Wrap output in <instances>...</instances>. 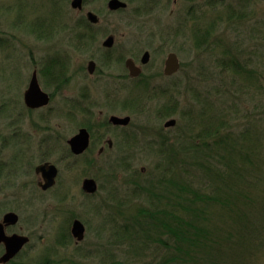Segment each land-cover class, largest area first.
I'll use <instances>...</instances> for the list:
<instances>
[{
    "label": "rangeland",
    "instance_id": "obj_1",
    "mask_svg": "<svg viewBox=\"0 0 264 264\" xmlns=\"http://www.w3.org/2000/svg\"><path fill=\"white\" fill-rule=\"evenodd\" d=\"M71 1L0 0V134L4 136L0 156L4 157L5 164L13 159L16 161L13 170L5 169L0 173V220L10 210L18 212L19 223L8 231L31 238L16 257L17 261L156 264L165 253L162 245L152 242L139 253L130 251L131 240L119 241L117 220L124 222L127 216L135 220L139 206L151 208V197L136 193L133 186L134 180L144 176L154 179V173H159L156 167L161 155L154 151L162 145L163 139L159 137L167 136L166 144H175L179 150L172 173H191L186 172L185 167L190 168L188 163L193 159L186 155L189 152L185 153L188 150L184 146L201 142L198 134L204 126L203 116L219 113L217 119L213 118L214 122H218L221 115L231 117L236 124L235 132L242 130L253 116L262 119L263 124L259 122L258 126L264 125V108L260 107V103H264V77L258 76L256 82L261 80L258 86L244 75L245 72H240L241 75L234 69L222 67L225 57L228 60L240 54L244 61L252 57L255 73L264 74L261 73L264 69L258 66L264 61V0H159L150 16L141 15L148 9L141 0H124L129 2V9L124 13H109L108 0H88L85 11L99 14L102 17L100 27L104 30L98 34L90 52L87 49L76 51L73 46L74 35L69 26L85 11L77 12ZM211 24L215 29H211L208 43L201 44L205 35L195 32L193 27ZM39 26L43 28L41 33L36 30ZM109 35L116 36L114 56L124 53L143 66L140 61L143 52L146 49L152 52L151 62L144 68L140 81L134 80L131 85L132 92H138L141 87L142 92L151 91L150 95L145 93L141 109L132 108L133 123L129 129L132 134L129 135L140 134L139 139L132 137L126 151L117 149L100 160L67 156V140L77 132L78 123L82 121L69 101L79 100L85 90V100L96 104L92 109L93 122L119 111L108 107L107 92L111 91L112 82L120 80L118 75L128 74L125 58L97 61V47H102ZM199 43L201 45L197 46ZM171 51L181 60V69L173 79L179 88L175 96L172 86L165 93H154L165 91L168 84H173L171 80L167 84L164 76L165 59ZM59 55L71 59L63 91L55 95L48 108L29 111L23 92L34 68L31 64ZM91 59L98 63L92 75L87 68ZM109 74H112L110 79L106 78ZM147 81L148 86L145 85ZM258 88L261 89L256 93ZM161 95L170 101L177 98V112L167 116L160 114L162 100L155 97ZM207 101L212 110L208 106L204 108ZM84 115L85 120L88 114ZM172 118L177 120L176 125L165 127L166 121ZM258 139L264 143V139ZM181 144L183 148L180 149ZM22 145L26 152L16 156ZM122 153H130L129 159L124 160L126 156ZM46 157L57 164L60 172L56 184L44 191L38 186L35 167ZM167 162L164 160L163 164ZM260 170L264 173V167ZM258 171L259 168L255 172ZM88 177L98 182L99 189L94 194H87L82 188L83 180ZM194 186L199 187V184L194 183ZM262 187L264 189V184ZM214 207L223 214L224 208L217 204ZM179 209L182 212L183 208ZM221 214L216 215L217 218L212 215L210 223L216 222L222 229V224H227L229 219ZM75 218L85 223L86 236L77 241L71 235V242H68L63 236L67 232L71 234ZM260 243L252 252L253 257L242 264H264V239ZM2 252L0 245V254ZM218 258L220 264L232 262L225 252Z\"/></svg>",
    "mask_w": 264,
    "mask_h": 264
},
{
    "label": "trees",
    "instance_id": "obj_2",
    "mask_svg": "<svg viewBox=\"0 0 264 264\" xmlns=\"http://www.w3.org/2000/svg\"><path fill=\"white\" fill-rule=\"evenodd\" d=\"M146 12H142L141 15ZM80 25L85 29L94 26L86 18ZM211 29L214 30L215 25L193 27L195 32L205 35V40L200 41L201 44L208 43ZM36 30L41 33L43 28L39 26ZM70 31L74 35L72 39L74 48L86 46L77 39V30ZM200 43L196 45L200 46ZM234 58L226 60L225 57L222 67L234 69L239 74L245 72L244 75H248L247 78L259 86L261 80L256 82L258 76L264 77V74L261 76L255 73L257 69L252 57L244 61L238 54ZM258 66L264 69V61L263 64L259 62ZM261 73H264V70ZM145 85H149L148 81ZM260 89L255 92L259 93ZM148 91L150 90H144L143 93L141 87L138 92H132L133 109H141L146 94L151 93ZM156 92L165 93L164 90L154 91ZM155 98L158 101L162 100V107L159 109L161 115L167 116L177 112L179 102L176 97L172 101L164 95ZM206 106L210 108L209 101L204 105L205 109ZM260 107L264 108V103H260ZM218 117L219 113L203 116L204 126L198 134L201 142L188 144L189 149L184 146L188 150L185 153L189 152L186 155L193 159L188 163L190 168L185 167V171L191 173H172L180 153L175 144H166L167 136L166 139L164 136L159 137L163 141L158 149L154 150V147L150 146L157 152L156 154L161 155L156 167L159 173H154L156 175L154 179H147L148 176H144L142 179L134 180L133 190L138 194L145 193L148 198L151 197L149 202L151 208L139 206L138 217L135 220L131 217L127 219L128 216L124 222L117 220L119 241L131 240L130 251L139 253V250H145L152 242L161 244L165 253L161 262L156 264H174L176 261L181 264H220L217 256L223 252L232 259L228 264L246 263L243 261L253 257L252 252L257 250V246L264 239V189L261 188L264 184V173L260 170L264 167V143L258 139H264V125L258 126L262 119L253 116L254 119L245 123L242 130L235 132L236 124H233L231 117L229 119L221 115L219 121L214 122ZM132 137L139 139L137 134L128 136L123 148H127ZM164 160H168L167 165L163 164ZM258 168L259 171L255 172ZM168 170L171 173H168ZM194 183H198L199 187L194 186ZM215 204L225 209L222 211L223 214L221 210L213 208ZM180 207L183 208L182 212ZM220 214L221 217L227 215L229 219L227 224H222V229L218 227V223L213 222V225L210 223L212 215ZM63 238L71 242L72 236L67 232ZM7 264L47 263L17 261L15 258ZM115 264L126 263L118 261Z\"/></svg>",
    "mask_w": 264,
    "mask_h": 264
},
{
    "label": "flooded vegetation",
    "instance_id": "obj_3",
    "mask_svg": "<svg viewBox=\"0 0 264 264\" xmlns=\"http://www.w3.org/2000/svg\"><path fill=\"white\" fill-rule=\"evenodd\" d=\"M108 1H107V5H108ZM141 1H142L143 5L148 8V9L144 10V12L147 11L145 16H148V15L150 16L154 13V10L156 9V7L158 5L159 0H141ZM86 2H87V0H84L83 9H81V10L77 9V12L85 11ZM127 3H128V6L126 8H121L119 10H110L109 9V11H110L109 13H124V12L128 11L129 2H127ZM88 11H90V10H86L80 17H77V20L72 23L73 25L70 28V30H77L78 31L77 39H79L80 41H82L83 43L86 44V46H80L81 43H79L80 48L79 49L76 48L77 49L76 51H81L83 49L84 50L87 49L89 52L92 51L94 48V43L97 39L98 34L104 32V30L100 27L102 17L98 14V16L100 18L99 22L93 23L87 17ZM85 18L91 24L94 25L92 28H86L87 31H85L86 30L85 27H82V25H80L81 21H83ZM84 34H87V36H84ZM110 36H112L114 38V43L110 47L105 46L104 42ZM106 39L102 42V47H100V46L97 47V49H99V52L97 54L99 57L97 58V61L99 60L100 62L101 61L111 62V61H114L116 59L122 60L125 58V60H124L125 67L128 71V74L118 75V78L120 80L112 82V87L110 88L111 91L107 92V94H108V107L113 108V110L115 109V110H119V111L114 113V114L109 115V117L103 118L102 120H98V121L93 122L91 120V118H92L91 116L93 113L92 109L96 104L91 105L89 103L90 101L88 102L85 100L86 95H87L85 90L82 91V93H81L82 95H81V97H79V100L77 99L76 101H72V102L69 101L68 103L71 104V106L74 108V110H77L76 114L80 113L79 114L80 118H81L80 120H82L78 123V126H77L78 130L75 134H77L82 128H86L90 133V145L88 146V148L84 152H82L80 154H76L73 152V150L69 144V139H70L69 138L67 140L68 144L66 147V155L67 156H71L74 158L76 157L78 159L88 158L89 160H100V159L105 158L108 153L111 154V152H114L117 149H118V151L124 152V151H126V149L123 148V144H125L127 142V137L129 135V133L132 134L131 130H129L132 123H133V116H132L133 112H132V101H131L132 100V87H131V85H132V82L134 80L139 81V79L143 75L144 68L150 64L151 59H152V52L149 49H146L143 52L141 59H140L141 64L143 65V66H141L142 72L139 76H132L129 68L126 65V61H127V59L133 58V57H126V55H124V53H119L118 56H114L113 54H114V47H115V43H116V36L115 35H109L106 37ZM91 46H92V48H91ZM146 51L150 52V60L148 63L143 64L142 63V57ZM171 52H174V51H171ZM169 54H170V52L168 53V55ZM94 55L95 54H93V56ZM168 55H167V57H168ZM167 57H166V59H167ZM133 59L136 61L135 58H133ZM166 59H165V63H166ZM70 60L71 59H68L66 57L64 58V57H61L59 55V56H55V57L53 56L51 58L42 59L40 62L36 61L35 63L31 64V65H33L34 68L32 70V74H31V77L29 79V83L27 85V88L23 92L24 103H25V105L29 111L33 112V111L48 108L50 106L51 102L53 101L55 95L58 92L63 91V87L66 85L68 78H69V77L67 78L66 76L68 75L67 72L70 68L69 64H68V62L69 63L71 62ZM90 61H94L96 63L95 69L93 72H90L89 65L87 67L89 74L92 75V74H95V72L97 70L98 63L95 59L89 60V63H90ZM178 72H176L174 74H166L165 73V67H164V76L167 79V84L171 81L173 83L171 85L168 84L166 86L165 92L168 89H170L172 86L171 92H172L173 96L176 95L175 92H177V90L179 88L178 87L179 84L177 82H175V80H173ZM34 76H36V78L38 79V82H39L42 90L47 92L49 97H50L48 104L43 105V106H39V107L29 106L25 100V93L29 89L31 81L34 78ZM111 76H112V74H109V75H107L106 78L110 79ZM121 78H124V79L121 80ZM20 94H21V86H20V88L18 87V94H16V95L19 97ZM10 108L11 107H9L8 109H10ZM123 112L125 114H123ZM84 113L88 114V117L85 120H84V118H85ZM118 113H122L123 115L118 114ZM112 116H119V117L130 116L131 120L128 124H116L111 120ZM14 124H16V123H14ZM17 127H18V124L15 126V128H17ZM165 127H167V126H165ZM170 127H173V126H169L167 128H170ZM134 134H136V133H134ZM74 135H72V136H74ZM137 136H140V134H138ZM0 143H1L0 144V151H1L3 149L1 147V145H4V136H2L1 134H0ZM98 145H100V147L98 149V152L96 153L95 149ZM48 148H50V146H48ZM25 152H26V149L22 145L17 149V153H16L17 155L16 156H20L21 154H23ZM129 155H130V153H128V154L122 153V156H126V158H123V159H129V157H128ZM116 156H118V154ZM47 159H48L47 157L44 158L42 160L43 162H41L39 164H42L45 162H51V161H48ZM15 163H16V161L13 159L12 161H9L5 164L4 157L1 155L0 156V173H3V171L5 169H7L9 171L13 170L15 168ZM51 163H54V162H51ZM54 164L57 166L56 163H54ZM38 165H36V167H35V173L39 176L38 186L42 190H44L40 185V182L44 180L43 176H42L41 172H37V170H36ZM58 169H59V167H58ZM59 172H60V170H59ZM59 172H58V175H59ZM57 178H58V176H57ZM48 189H50V188H48ZM44 191H46V190H44ZM10 211H14V210H10ZM12 226H15V225H8L6 227L8 234H12V233L16 232V231H13L10 233L8 231L9 228ZM0 245L3 248V252L0 254V256H1L5 252V245H4V243H0Z\"/></svg>",
    "mask_w": 264,
    "mask_h": 264
},
{
    "label": "water",
    "instance_id": "obj_4",
    "mask_svg": "<svg viewBox=\"0 0 264 264\" xmlns=\"http://www.w3.org/2000/svg\"><path fill=\"white\" fill-rule=\"evenodd\" d=\"M71 5L74 9L81 10L84 7V0H72ZM127 6L128 3L124 0L108 1V8L110 10H119L121 8H126ZM87 17L93 23H98L100 20L98 14L92 10L88 11ZM113 43L114 38L110 36L105 40L104 45L110 47L113 45ZM149 60L150 52L146 51L142 57V63L146 64L149 62ZM95 65L96 63L94 61H90V72L94 71ZM126 65L129 68L132 76H139L141 74L142 67L138 65L133 58L127 59ZM180 69V57L176 52H170L165 63V73L174 74ZM25 100L27 104L32 107H39L49 103L50 97L47 92L42 90L36 76H34L32 79L30 87L25 93ZM111 120L116 124H128L131 118L130 116H112ZM176 123L177 120L172 118L165 123V126H174ZM69 144L74 153L80 154L84 152L90 145L89 131L86 128H82L77 134L69 139ZM36 170L37 172H41L43 176L44 180L40 182V185L44 190H47L56 184L59 169L54 163L45 162L39 164ZM82 188L86 193L94 194L99 189V185L95 178L88 177L84 179ZM19 221L20 214L15 211L6 212L3 216V219L0 220V243H4L5 245V252L0 256V264H6L11 261L24 249L27 244L30 243L31 238L29 235L18 232L12 234L7 233L6 227L8 225H16L19 223ZM71 232L77 241H82L86 236V225L81 219L76 218L72 223Z\"/></svg>",
    "mask_w": 264,
    "mask_h": 264
}]
</instances>
